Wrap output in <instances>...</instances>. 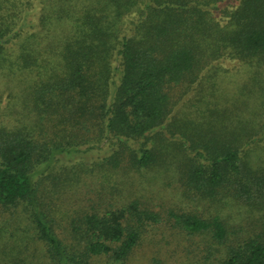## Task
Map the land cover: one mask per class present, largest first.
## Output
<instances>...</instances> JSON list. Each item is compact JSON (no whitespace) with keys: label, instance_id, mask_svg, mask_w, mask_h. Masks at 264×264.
Wrapping results in <instances>:
<instances>
[{"label":"trees","instance_id":"1","mask_svg":"<svg viewBox=\"0 0 264 264\" xmlns=\"http://www.w3.org/2000/svg\"><path fill=\"white\" fill-rule=\"evenodd\" d=\"M241 71L250 75L241 97L219 92L223 76ZM2 83L18 91L7 97L15 117L0 120V215L22 206L51 264L124 262L160 220L137 200L92 209L66 243L40 206L36 177L79 144L113 147L98 163L110 175L140 172L169 161L164 131L179 132L185 193L217 212L173 214L190 234L225 243V206L241 197L264 206V0H0ZM251 188L256 195H242ZM227 251L222 264H264V229Z\"/></svg>","mask_w":264,"mask_h":264},{"label":"rangeland","instance_id":"2","mask_svg":"<svg viewBox=\"0 0 264 264\" xmlns=\"http://www.w3.org/2000/svg\"><path fill=\"white\" fill-rule=\"evenodd\" d=\"M224 65L233 68V65L239 67L240 63L229 59ZM244 73L232 74L230 80L223 76L219 92L229 88L233 99L241 97L239 90L250 87V75ZM12 89L0 84V120L5 113L15 117L13 111H8L11 101L7 98L8 93L18 91V88ZM188 97V94L181 95L176 110L181 113L189 110ZM15 108L20 105L16 104ZM46 128L50 127L46 125ZM40 133L46 134L47 138L52 134L50 129L48 134ZM178 133L173 136L165 129V137L170 141L166 142L167 152L163 157L171 156L169 161L162 162L160 169L139 172L129 167L110 175L98 166L114 152V148L105 142L79 144V151L57 155L58 159L44 168L36 179L40 206L59 236L71 243L75 240L73 225L84 212L103 211L108 206L127 205L132 200H137L141 209L157 213L159 222H148L141 241L124 262L113 263L108 256L101 255L92 264H222L231 244L263 231L264 227L261 228L258 222L264 221V206L253 207L243 197L220 212L230 223L231 232L225 243L214 241L210 235L190 234L175 224L173 214L197 211V214L209 217L217 213L208 203L190 199L185 193L188 164L184 147L187 144L180 141L182 135ZM148 143L151 146V141ZM90 145H94L93 149L88 148ZM121 160L124 168L126 163L130 164L124 156ZM248 194L256 195L257 192L251 188L242 195ZM0 264H51L44 246L33 236L29 216L22 206L0 215Z\"/></svg>","mask_w":264,"mask_h":264}]
</instances>
